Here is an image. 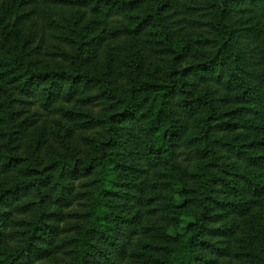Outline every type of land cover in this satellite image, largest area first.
Segmentation results:
<instances>
[{"label":"trees","instance_id":"obj_1","mask_svg":"<svg viewBox=\"0 0 264 264\" xmlns=\"http://www.w3.org/2000/svg\"><path fill=\"white\" fill-rule=\"evenodd\" d=\"M207 1L206 13L198 8L192 12L205 20L206 37L199 40L206 50L200 61L188 63L191 55L181 38L186 12L180 11L178 0H0V246L16 243L12 251H0V256L7 254L5 264H27L25 252L35 251L44 259L55 248L60 252L61 246L55 245L60 231L54 222L61 221L62 208L70 206L75 196L70 179L80 173L89 180L82 193L89 211L70 241L69 264H204L207 239L213 234L210 227L226 212L246 213L250 199L264 191L260 145L230 135L235 129L264 134V82L250 70V46L243 44L246 30L236 20L245 10L263 20L264 0ZM55 5L86 8L90 19L72 30L75 39L67 67L41 71L37 33L29 22ZM108 24L120 26L115 34L138 37L134 46L143 43L139 37L147 30L158 37L168 57L163 78L149 79L146 55L137 52L118 63L127 81L123 91L110 70L85 71L90 59L103 51V26ZM64 80L94 90L104 114L89 118L63 113L92 132L88 156L75 157L70 151L59 157L54 152L46 155L42 133L28 156L18 157L19 142L29 133V124L21 119L22 107L34 98L49 109L63 98ZM200 81L213 82L219 90L236 85L241 102L232 119L222 121L229 113H220L221 99L201 93ZM176 150L185 155L183 167L174 163ZM141 161L153 169L170 165L180 171L183 182L192 184L186 188L184 204L174 209L188 210L193 218L184 234L167 235L163 217L156 226L154 221L143 224L140 207L151 187L135 180ZM13 205L28 219L18 222L27 227L25 245L21 235L7 233ZM255 231L257 249L250 238L252 245L242 258L264 264V225L255 226ZM149 238L165 242L155 248H161L166 259L148 252Z\"/></svg>","mask_w":264,"mask_h":264},{"label":"rangeland","instance_id":"obj_2","mask_svg":"<svg viewBox=\"0 0 264 264\" xmlns=\"http://www.w3.org/2000/svg\"><path fill=\"white\" fill-rule=\"evenodd\" d=\"M180 11L186 12L184 19V30L182 31V43L187 47L190 57L188 63L198 62L205 52L206 48L199 39L206 37L205 35V20L202 17H194V8L200 9L206 13L209 7L207 0H178ZM242 6L240 8H244ZM246 8V7H245ZM241 12L237 17V22L244 27L246 34L243 37V44L250 46L249 67L255 73L257 78L264 82V19L259 18L250 10ZM260 13H258L259 15ZM18 15V14H17ZM90 19L89 12L83 7H64L55 5L51 8L43 10L40 14H35V17L30 19L29 24L36 30V46L38 47L37 56L38 69L41 71H56L67 67V59L71 50L73 36V29H79L84 26ZM119 26V25H118ZM114 25L103 26L102 44L103 51L97 58L90 59L91 61L85 65L84 70L99 74L104 70H110L111 76L120 91L125 90L127 81L119 74L118 63L133 53H141L146 55L145 72L149 79H162L164 72L167 69V55L162 44L159 43V38L149 34L142 35L143 43L138 46L133 45L134 39L138 37H124L122 34H115L119 27ZM152 31V28H150ZM153 32V31H152ZM117 53L111 55L115 52ZM98 54V53H97ZM228 73V71H227ZM201 93L208 94L212 99H221L219 110L221 114L229 113L230 120L233 117V112L240 106V95L235 88L236 85L231 84L230 88L220 89L213 82L200 81ZM61 96L63 97L59 102L50 105L49 109L44 108L32 98L29 106L22 107L21 119H24L29 124V133L24 136L16 150L18 157L28 156L31 145L36 137L41 135L44 143L43 151L46 155L54 152V157H59L64 152H72L75 157L88 156L87 139L92 136V132L83 128L81 121H71L64 118L63 113H81V117L97 118L104 114L100 110V104L97 99V93L94 90L85 89L83 85L79 84L77 87L72 85L71 80H64L60 83ZM222 88V86H221ZM79 91V92H77ZM71 94L72 98H68ZM87 115V116H85ZM231 136L245 139L243 143L253 141L259 144V151L264 152V134L260 132L245 131L242 129L232 130ZM142 136V135H141ZM143 137V136H142ZM89 143V142H88ZM174 163L183 167L185 155L177 150L174 152ZM141 164V172L135 178L137 182H145L151 187L145 202L141 205L140 210L143 214V224L148 225L155 222L158 223L160 217H163L161 225L169 236H177L184 234L188 225L193 221L188 210H181L180 212L174 209H179L186 197V188H191L192 184L183 182L180 171H173L170 165H166L162 169H153L146 167L143 161ZM171 174L176 175L173 179ZM5 174L3 177L5 179ZM89 180L78 174L74 179H70L72 183L74 194L70 206L62 208V220L55 221L58 225L59 237L56 240L57 245L61 246L60 252L53 249L50 256L42 258L37 255V252H25V260L27 264H69L71 262V245L70 241L75 237V228L82 220L83 215L89 211L87 206L86 196L82 193L86 192L85 184ZM185 183L181 184V183ZM80 192V194H78ZM257 197L251 198L249 204L246 206L247 212H237L236 215L226 212L225 218L213 224L210 228L213 230L212 236L209 235L206 246V256L201 263L204 264H249V260L242 258L243 254L247 255V249L251 247L249 239L253 238L254 247L257 249L258 241L255 233V226L261 228L264 225V191L255 195ZM17 206V205H16ZM11 208L7 233H18L21 235V245H25L26 224L21 226L20 220H28L25 215L19 214L17 207ZM151 212V213H150ZM150 213V214H149ZM259 233V231H258ZM17 235V234H16ZM148 241L151 247L148 252L154 256L166 259L161 248H155L165 245L158 239L149 238ZM16 245L14 241L9 242L7 247L0 246V251L9 252ZM7 254L0 256V264H5L8 259H4ZM172 259L170 254L169 260ZM168 260V261H169ZM205 260V261H204ZM211 260H213L211 262Z\"/></svg>","mask_w":264,"mask_h":264}]
</instances>
